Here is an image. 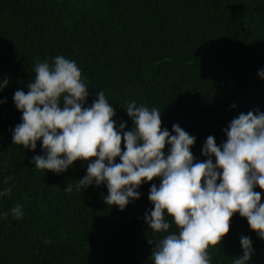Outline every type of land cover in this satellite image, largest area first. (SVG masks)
I'll use <instances>...</instances> for the list:
<instances>
[{
    "label": "trees",
    "instance_id": "1",
    "mask_svg": "<svg viewBox=\"0 0 264 264\" xmlns=\"http://www.w3.org/2000/svg\"><path fill=\"white\" fill-rule=\"evenodd\" d=\"M60 55L81 70L85 107L102 91L124 131L134 127L131 102L158 109L162 130L175 135L178 124L196 138L190 150L202 162L207 137L220 146L234 118L264 113V0H0V84L8 80L0 91V192L11 188L0 196V264H154L152 248L166 233L151 230L145 214L160 178L145 181L140 198L120 210L105 203L106 184L77 188L92 160L56 174L35 167L33 157L46 154L42 140L35 151L13 144L22 123L15 92L27 94L36 65ZM254 190L264 203V190ZM242 236L254 250L248 264H264V239L238 212L209 248L210 264H233Z\"/></svg>",
    "mask_w": 264,
    "mask_h": 264
},
{
    "label": "clouds",
    "instance_id": "2",
    "mask_svg": "<svg viewBox=\"0 0 264 264\" xmlns=\"http://www.w3.org/2000/svg\"><path fill=\"white\" fill-rule=\"evenodd\" d=\"M35 73L27 94L17 90L13 97L22 112L13 144L35 151L42 140L46 154L33 157L35 167L56 174L77 160H92L77 188L106 184L105 203L120 210L140 198L137 189L145 181L160 178L159 187L153 183L150 188L154 208L145 214L151 230L166 233L152 248L154 264H210L209 248L221 244L237 212L264 239V203L254 190L257 186L264 190V113H241L224 129L226 141L217 146L213 136L207 137L202 148L207 159L194 162L190 149L196 138L178 124L172 127L175 135L162 130L158 109L131 102L126 112L134 127L124 131L125 123L117 130L115 110L102 91L85 107L89 90L75 61L60 55L52 65L38 63ZM258 75L264 78V70ZM7 84L5 79L0 91ZM10 193L7 188L0 196ZM165 213L174 221L176 232L169 231ZM12 214L21 218L22 206H15ZM3 215L6 218L8 213ZM240 243L243 254L233 264H248L254 254L252 241L242 236Z\"/></svg>",
    "mask_w": 264,
    "mask_h": 264
}]
</instances>
